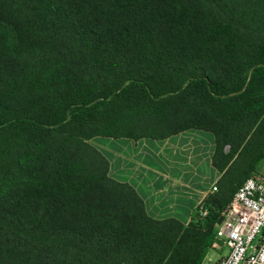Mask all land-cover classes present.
<instances>
[{
  "label": "trees",
  "instance_id": "trees-1",
  "mask_svg": "<svg viewBox=\"0 0 264 264\" xmlns=\"http://www.w3.org/2000/svg\"><path fill=\"white\" fill-rule=\"evenodd\" d=\"M190 129L221 177L187 225L90 143ZM262 160L264 0H0V264H202Z\"/></svg>",
  "mask_w": 264,
  "mask_h": 264
},
{
  "label": "crops",
  "instance_id": "crops-1",
  "mask_svg": "<svg viewBox=\"0 0 264 264\" xmlns=\"http://www.w3.org/2000/svg\"><path fill=\"white\" fill-rule=\"evenodd\" d=\"M90 143L108 160L109 176L131 185L156 220L189 224L221 177L213 166L216 141L209 131L190 129L165 139L96 137ZM257 172L264 175V160ZM226 253L215 243L202 264H217Z\"/></svg>",
  "mask_w": 264,
  "mask_h": 264
},
{
  "label": "built area",
  "instance_id": "built-area-1",
  "mask_svg": "<svg viewBox=\"0 0 264 264\" xmlns=\"http://www.w3.org/2000/svg\"><path fill=\"white\" fill-rule=\"evenodd\" d=\"M200 214L207 216L208 210L202 207ZM221 217L216 238L227 253L217 264H264V175L246 179Z\"/></svg>",
  "mask_w": 264,
  "mask_h": 264
},
{
  "label": "rangeland",
  "instance_id": "rangeland-1",
  "mask_svg": "<svg viewBox=\"0 0 264 264\" xmlns=\"http://www.w3.org/2000/svg\"><path fill=\"white\" fill-rule=\"evenodd\" d=\"M226 150L228 151V147H227V149H226ZM218 244L222 245V243H221V242H219V241H218ZM213 253H216V251H212V254H213Z\"/></svg>",
  "mask_w": 264,
  "mask_h": 264
},
{
  "label": "water",
  "instance_id": "water-1",
  "mask_svg": "<svg viewBox=\"0 0 264 264\" xmlns=\"http://www.w3.org/2000/svg\"><path fill=\"white\" fill-rule=\"evenodd\" d=\"M223 220V217H220L219 220H218V224H220Z\"/></svg>",
  "mask_w": 264,
  "mask_h": 264
}]
</instances>
